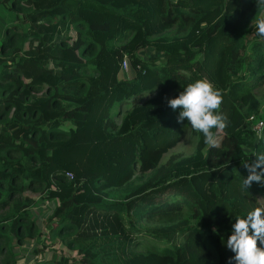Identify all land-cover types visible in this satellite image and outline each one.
<instances>
[{
	"label": "trees",
	"instance_id": "16d2710c",
	"mask_svg": "<svg viewBox=\"0 0 264 264\" xmlns=\"http://www.w3.org/2000/svg\"><path fill=\"white\" fill-rule=\"evenodd\" d=\"M1 4L15 25L0 38V264L27 256L26 240L40 241L43 227L53 237L46 247L41 240L32 264H228L235 218L264 206V186L241 188L243 162L264 152V127L256 137L248 121L261 110L253 88L264 82V40L254 35V21L264 6ZM148 49L153 56L142 58ZM124 59L130 78L122 74ZM203 78L222 90L217 111L229 121L216 148L187 119L177 123L181 109L167 106ZM115 105L116 116L128 108L119 121ZM189 131L192 153L162 162ZM28 190L57 201L46 221L34 215ZM184 214L192 224L181 221ZM154 217L168 224L140 228L142 218ZM137 243L145 250L135 251Z\"/></svg>",
	"mask_w": 264,
	"mask_h": 264
},
{
	"label": "clouds",
	"instance_id": "9594fccd",
	"mask_svg": "<svg viewBox=\"0 0 264 264\" xmlns=\"http://www.w3.org/2000/svg\"><path fill=\"white\" fill-rule=\"evenodd\" d=\"M255 4L256 7L264 6V0H255ZM254 25V35L264 40V18L255 20ZM222 100V90L203 78L187 84L176 98L167 101V106L173 111L181 109L177 123L187 119L194 131L202 133L204 143L216 148L217 133L229 125L227 116L217 111ZM253 156L255 160L243 162L248 175L243 178L242 190H248L254 182L264 186V152H255ZM225 247L235 254L229 258L228 264H233V261L235 264H264V206L255 207L245 217L235 218ZM17 264H32V261L24 256Z\"/></svg>",
	"mask_w": 264,
	"mask_h": 264
},
{
	"label": "rangeland",
	"instance_id": "374dc122",
	"mask_svg": "<svg viewBox=\"0 0 264 264\" xmlns=\"http://www.w3.org/2000/svg\"><path fill=\"white\" fill-rule=\"evenodd\" d=\"M0 0V38L4 35L5 29L7 27H13L15 25V21H14V15L9 12L2 4H1ZM260 16H264V11H261L258 13L257 19ZM20 28V27H18ZM153 56V51L151 49L145 50L143 53H141V57L148 59L150 57ZM124 72H122L123 77L124 78H130L133 75V69L130 66V63L126 62V68H124ZM253 91L256 95V98L258 99V101L260 102V113L258 114L260 116V118H264V82L261 83L260 86H257L255 89L253 88ZM128 108L124 107L122 108V113H124ZM118 112V106L115 105L113 107V111H112V115L115 116L116 121H119L120 116L122 115H118L116 116V113ZM256 135V134H255ZM261 136V133H260ZM189 137H190V131L186 132L185 134H183L181 136L180 142L173 148L171 149L167 154L164 155L162 162H165L168 160L169 157L171 156H177V155H190L193 151L192 147L190 146V144L188 143L189 141ZM256 137H258V134L256 135ZM126 192L123 191L121 193H118L116 196L114 195L113 198L114 199H120L123 194H125ZM26 194L32 196L33 198H35L36 200V204L32 207L34 215L35 216H40L41 221H46L47 216L50 214V210L57 204V201L55 200H49L47 199L44 195H42L39 191H34V190H28L26 192ZM112 199V200H114ZM181 221H186L188 222V224H192L193 223V219L189 218L187 216V214H184L182 216ZM41 224V223H40ZM165 224H168L167 221H164V219L158 218V217H154L152 219L151 222H148L146 218H142L139 226L140 228H142L143 230H153L156 229L158 227H163ZM176 224V223H174ZM43 232L45 234H43V238H40V241H35L34 239H27V243L31 244V246L29 248H23L21 250V252L23 254H26L27 257L31 260V259H36L39 258L40 255H38L40 252L38 251L41 247V240L43 239V247H46L44 242L48 241V243H46V245H50V239L53 237V234L50 236L48 234H46V230L43 227ZM49 233V232H48ZM142 237V236H141ZM145 239H142L144 242H147L149 240H152L150 237L148 236H144ZM149 239V240H147ZM152 243V241H149ZM156 246H159L158 243H156ZM145 247L141 244L137 243V246L135 247V251H144ZM50 258L49 254L43 253V259L46 261Z\"/></svg>",
	"mask_w": 264,
	"mask_h": 264
},
{
	"label": "built area",
	"instance_id": "2783aa9c",
	"mask_svg": "<svg viewBox=\"0 0 264 264\" xmlns=\"http://www.w3.org/2000/svg\"><path fill=\"white\" fill-rule=\"evenodd\" d=\"M126 62H127L126 59H124L122 62L123 71H125L124 68H126ZM248 121H249L251 129L254 130L259 135V133L263 130V127H264V120L257 116H250Z\"/></svg>",
	"mask_w": 264,
	"mask_h": 264
}]
</instances>
